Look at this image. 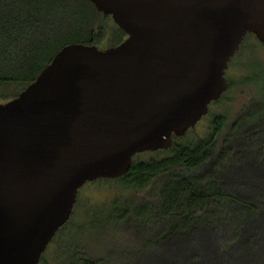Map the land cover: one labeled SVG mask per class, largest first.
Here are the masks:
<instances>
[{"label":"water","instance_id":"obj_1","mask_svg":"<svg viewBox=\"0 0 264 264\" xmlns=\"http://www.w3.org/2000/svg\"><path fill=\"white\" fill-rule=\"evenodd\" d=\"M127 33L67 43L0 102V264H39L80 188L166 149L229 87L249 33L264 43V0H91Z\"/></svg>","mask_w":264,"mask_h":264},{"label":"trees","instance_id":"obj_2","mask_svg":"<svg viewBox=\"0 0 264 264\" xmlns=\"http://www.w3.org/2000/svg\"><path fill=\"white\" fill-rule=\"evenodd\" d=\"M98 15L111 17L91 0H0V97L17 96L65 44L99 46L104 30L91 28ZM115 26L112 45L127 35ZM250 35L255 34L244 41ZM248 65L257 94L221 140L218 135L227 124L218 116L210 138L181 142L190 128L174 136L166 157L141 160L139 152L123 176L90 181L143 190L152 185L154 191L151 198L115 199L108 207L86 212L94 217L93 224L104 219L129 233L120 241L108 239L103 254L83 244L74 229L78 193L69 220L58 230L69 234L57 252L59 264H264V125L255 124L258 115L253 113L264 68L256 59ZM234 83L229 78L228 89ZM44 259L43 253L40 263Z\"/></svg>","mask_w":264,"mask_h":264},{"label":"rangeland","instance_id":"obj_3","mask_svg":"<svg viewBox=\"0 0 264 264\" xmlns=\"http://www.w3.org/2000/svg\"><path fill=\"white\" fill-rule=\"evenodd\" d=\"M99 18L95 19L91 25V28L95 32L104 30L103 38L99 44L101 48H107L112 46V43L116 39V22L111 16L110 18L98 15ZM254 34V33H249ZM247 34L246 36H248ZM127 36V35H126ZM125 36V38H126ZM245 39V38H244ZM244 41V40H243ZM47 54H51V51H47ZM257 60L260 67L264 68V44L260 43L255 35L248 37V39L242 42L241 47L237 50L236 54L231 58L229 67L226 71V76L232 78L235 83L228 90L224 92L223 97L220 100L211 103L209 111L204 115L198 123L192 127L180 139L181 142H191L210 138L215 133V120L218 116H221L222 120H225L227 127L219 135L218 139L221 140L225 133L228 131V126L238 117L243 115L254 97L257 94V86L254 78V71L249 67L248 63L252 60ZM252 77L250 80H246V77ZM261 85V86H260ZM259 100L253 104L254 117L258 115L255 124L264 125V84H259ZM13 89V88H12ZM22 90H20L21 92ZM19 92V93H20ZM7 101L0 97V102ZM254 118H251L253 122ZM250 122V118L248 119ZM141 160L150 159H162L169 155L171 152L166 148L165 150H147L140 152ZM79 205L78 213L74 218V229L80 234L82 243L87 246H91L94 252L105 253V245L110 240L120 241L125 237H128L129 233L120 225L115 228L110 227L104 219H100V224H93L94 217L87 215L86 212L94 211L99 208H105L112 205L115 199L121 201L132 200L138 202L139 199L151 198L154 195L152 185L147 189H138L135 187H127L118 184L115 181H100L85 183L79 190ZM151 194V195H150ZM78 197V196H77ZM92 214V212H91ZM80 226V227H79ZM69 237V234H65L62 231H58L54 239L47 246L44 254L45 259L42 264H59L58 250L63 245L65 240ZM127 239V238H126ZM111 242V241H110ZM262 256V253L259 257ZM264 259V256H262ZM39 263V264H41Z\"/></svg>","mask_w":264,"mask_h":264}]
</instances>
